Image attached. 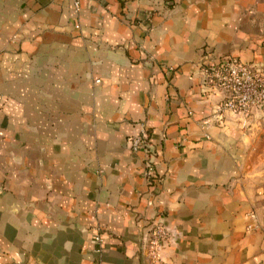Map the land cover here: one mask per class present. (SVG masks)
Segmentation results:
<instances>
[{
    "label": "crops",
    "instance_id": "1",
    "mask_svg": "<svg viewBox=\"0 0 264 264\" xmlns=\"http://www.w3.org/2000/svg\"><path fill=\"white\" fill-rule=\"evenodd\" d=\"M223 58L264 74V0H0V264H264V111L220 109Z\"/></svg>",
    "mask_w": 264,
    "mask_h": 264
},
{
    "label": "built area",
    "instance_id": "2",
    "mask_svg": "<svg viewBox=\"0 0 264 264\" xmlns=\"http://www.w3.org/2000/svg\"><path fill=\"white\" fill-rule=\"evenodd\" d=\"M78 8L81 0H72ZM210 78L227 95L221 110L249 114L254 109L264 111V74L255 68L231 58H223L209 66ZM134 152L146 151L144 177L149 186L156 189V152L147 144L145 137H132ZM156 192V190H155ZM151 245L156 249L168 237V232L160 222L150 224Z\"/></svg>",
    "mask_w": 264,
    "mask_h": 264
},
{
    "label": "trees",
    "instance_id": "3",
    "mask_svg": "<svg viewBox=\"0 0 264 264\" xmlns=\"http://www.w3.org/2000/svg\"><path fill=\"white\" fill-rule=\"evenodd\" d=\"M208 73H210L209 69H208Z\"/></svg>",
    "mask_w": 264,
    "mask_h": 264
}]
</instances>
